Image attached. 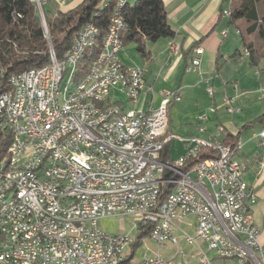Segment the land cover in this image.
<instances>
[{"label":"built area","instance_id":"obj_1","mask_svg":"<svg viewBox=\"0 0 264 264\" xmlns=\"http://www.w3.org/2000/svg\"><path fill=\"white\" fill-rule=\"evenodd\" d=\"M41 11L45 0H33ZM124 0L112 4V14L103 39L102 49L92 68L85 73L78 92H84L80 108L74 113H65V104L76 95H69L66 78L71 68V57L77 52V43L91 28L79 29L72 43L59 59L56 54L44 68L30 69L29 73L12 74L11 85L0 93V108L4 128L14 136V161H22L21 172L15 174L17 205L3 207L0 213V264H115L125 255L133 241L129 234L99 236L98 221L104 217H124L128 208L141 207V216L133 217V228L138 229L149 219H156V228L149 236L162 245L176 243V231L188 217L195 218L194 232L183 230V239L194 244L197 240L206 243L207 249L218 250L217 235H209V228L222 227L210 215V203L232 213L239 232L227 233L224 260L233 264H254L253 256H260L264 264V243L259 241L260 227L254 222L251 205L256 196L243 179L244 162L228 161L224 157L225 145L213 139L212 147L201 145V136H179L167 132L168 108L172 101L179 100L174 91L161 92L157 107L123 108L122 115L114 116L111 100L112 90L130 92V102L135 103L143 90L151 91L144 80V69L121 63L119 47L113 39V25L117 22V8ZM230 15V10H223ZM226 36V30L222 31ZM49 48H53L52 45ZM170 49L177 51L175 44ZM202 53L201 47L194 49ZM246 55L248 50H244ZM199 57L192 59L188 70H195ZM96 70H105L104 81L96 92L84 91V82L92 79ZM123 78H130V86H123ZM208 83V80H206ZM213 95L210 83L206 87ZM229 113L239 112L233 99L223 96ZM121 104V103H118ZM124 110H131V117H124ZM197 117L199 133L206 132V122L214 107ZM122 121L130 122V129H122ZM49 123L61 124V135L36 143V133ZM220 131H223L220 128ZM257 145L264 149V125L254 134ZM143 140L156 142V149H143ZM175 140L189 143L183 153L171 158L164 151ZM78 142L93 143V150H77ZM35 143L32 156H23L21 147ZM113 144H120V151H113ZM236 153L241 147L236 141ZM209 155L202 163H195V155L201 150ZM75 151H84L85 160L75 158ZM149 156H158L161 167H149L151 184L148 187H131V180L138 177V170L146 166ZM187 159H194V167H187ZM175 169H183L181 186L170 199L167 215L156 212L158 194L164 190V182ZM264 170V151L259 160L258 174ZM119 187V195H111V188ZM245 191L253 192L250 203H243ZM80 196H90L92 207H79ZM224 196L233 198V209H224ZM63 205H73V213H63ZM168 213H175V222H168ZM72 215L81 218L80 227L70 226V233L56 231L59 217ZM228 237H235V244H228ZM202 257L197 263H202ZM196 263V264H197ZM137 264H166L157 252Z\"/></svg>","mask_w":264,"mask_h":264},{"label":"crops","instance_id":"obj_2","mask_svg":"<svg viewBox=\"0 0 264 264\" xmlns=\"http://www.w3.org/2000/svg\"><path fill=\"white\" fill-rule=\"evenodd\" d=\"M82 1L45 0L44 7L52 13L65 12ZM163 4L174 35L147 42L148 58L140 55L133 42L124 44L118 53L122 64L144 69V80L151 86V91H141L137 101L132 103L127 98L122 102L117 91L112 90L111 100L121 103V108H125L124 103L127 102L133 105L130 108L147 109L159 105L162 91H174L181 97L172 101L168 108V122L176 118V130L180 132L173 134H196L201 136V141L211 138L205 137L207 134L220 139L225 135L236 136L234 142L240 141L241 147L237 153L235 149L232 157L245 164L243 179L256 196L251 211L254 222L261 229L259 241L264 243V170L258 174L264 149L257 145V137L254 136L264 125V119H259L264 113V58L257 66L250 64L249 56L243 51L240 33L230 24V15L223 12L230 10L232 0H163ZM224 30L226 36L222 35ZM172 43L177 46V51L170 49ZM196 47L202 48L201 54L194 52ZM194 57H199L200 64L197 69L188 70ZM206 80L213 88L211 96L206 92ZM224 95L233 99V104L240 108L239 112L231 114L226 110ZM210 106L214 107V111L206 122V132L199 133L197 117L208 111ZM169 123L167 132L172 130ZM175 143L181 146L177 156L190 145L173 140L169 145L170 155ZM194 223L195 218L190 216L178 228L193 234ZM180 230L176 231V243L167 241L158 245L148 234L145 235L140 242H144L145 247L137 258L134 254L138 246L132 247L133 239L126 248L122 264H137L157 252L166 264H196L202 253L206 254L210 264H233L209 251L202 240L187 243Z\"/></svg>","mask_w":264,"mask_h":264},{"label":"trees","instance_id":"obj_3","mask_svg":"<svg viewBox=\"0 0 264 264\" xmlns=\"http://www.w3.org/2000/svg\"><path fill=\"white\" fill-rule=\"evenodd\" d=\"M108 1L83 0L71 10L52 13L44 7V3L40 11L33 0H0V93L8 89L9 78L13 73L47 64L50 61L49 46L52 45L54 54L61 59L71 45L74 33L91 23L97 26L98 33L78 62L74 78L81 79L102 49L112 14L111 6H104ZM121 16L126 23L120 36L122 44L133 42L136 50L145 58L149 55L147 42L174 35L166 19L163 0H135L133 4L127 1L121 9ZM229 18L230 24L241 35L243 51L249 52L250 64L257 66L264 58V0H232ZM262 118L264 113L259 117ZM11 138L10 132L0 123V160L6 157ZM235 138L225 135L220 139L222 143L231 146L232 154L236 149V144H233ZM201 145L209 147L205 141H201ZM167 153L169 155V144L164 151L165 157ZM208 155L202 149L201 153L195 155V163L205 160ZM193 166L194 159H188L187 167ZM170 188V185H164L160 201L169 193ZM137 230L133 248L149 234L151 225L144 224Z\"/></svg>","mask_w":264,"mask_h":264},{"label":"bare ground","instance_id":"obj_4","mask_svg":"<svg viewBox=\"0 0 264 264\" xmlns=\"http://www.w3.org/2000/svg\"><path fill=\"white\" fill-rule=\"evenodd\" d=\"M127 3V0L119 3L117 8V22L113 25V39L116 41L119 50H121L123 44L120 39L121 33L126 28V23L121 16V9ZM112 4H117V0H109L104 4V6H111ZM88 27L91 29L83 35V38L77 43V52L71 57V68L69 71V76L66 78V88L67 93L73 96L65 104V113H74L80 108L81 99H84V92H78V87H81L82 80L85 76L75 80V73L77 70V65L79 60L82 58V55L86 47L91 46L95 40V37L98 33V28L94 24L88 23ZM86 29V24L81 28ZM50 47V46H49ZM50 60L55 58V54L52 48H49ZM95 59L88 66V70L92 68ZM40 68H44L40 67ZM35 69V68H31ZM30 69L22 71L21 73H29ZM77 76V75H76ZM11 78H9V87L11 85ZM105 70H96L93 73L92 79L90 81L84 82V91L96 92L99 84L104 81ZM123 86H130V78H123ZM8 87V88H9ZM128 100H130V92H122ZM113 113L114 116L122 115V108L118 104H113ZM0 116L2 117V112L0 108ZM124 117H131V112L124 111ZM4 128V123H2ZM122 129H130L129 121H122ZM11 134V143L7 149V157L0 160V213L2 212L3 207H8L10 205H17L16 197V184L12 183L15 180V174L21 172L22 161H14V136ZM56 135H61V124L58 123H49L45 127H41L40 133H36V143H43L45 139H51ZM207 146H213V139L208 138L205 140ZM218 145H225L224 148V157L228 161H236L232 157L231 146L221 142L220 138L217 137ZM143 149H156V142H150V140H143ZM33 150H35V143H28L26 146L21 147V154L23 156H32ZM77 150H93V143L78 142ZM113 151H120V144H113ZM198 154V153H197ZM196 154V155H197ZM75 158L78 160H85L84 151H75ZM191 159H189L190 161ZM188 161V159H187ZM204 160H199L196 163H202ZM146 166L138 170V177L134 180H131V187H148L151 184V177H146L150 175L149 167H161V160L158 156H149L146 159ZM194 167V166H193ZM183 180V169H175L174 175H170L164 185H170L169 193L165 195V198L160 201V193L158 194V202L156 205V212L160 215H167V207L169 205L170 199L175 195L177 186H181ZM168 187V186H167ZM111 195H119V187L111 188ZM253 199L252 191H245L243 196V203H250ZM79 207H92V200L90 196H80ZM224 209L232 210L233 209V198L231 196H224ZM210 215H213L216 223H222V227L209 228V235H217V244L218 250H215V253L218 257H222V251H226V240L227 233L229 232H239V224H235V217L232 213H225V223H223L222 208L218 206V203H210L209 205ZM63 213H73V205H63ZM128 215L131 216H141V207H131L128 208ZM72 222V227H80L81 218H73L72 215H64L59 217V222H56V231L60 233H70V226ZM168 222H175V213H168ZM147 224V223H145ZM149 224L151 225V230L149 236L153 232V228H156V219H149ZM144 225V224H143ZM99 236H106V232L102 229H99ZM228 244H235V237H228ZM126 254L119 257V261H116L115 264H122L125 260ZM254 264H262V258L260 256H253ZM197 264H210L208 257H202V263Z\"/></svg>","mask_w":264,"mask_h":264},{"label":"rangeland","instance_id":"obj_5","mask_svg":"<svg viewBox=\"0 0 264 264\" xmlns=\"http://www.w3.org/2000/svg\"><path fill=\"white\" fill-rule=\"evenodd\" d=\"M128 2L130 4H133L135 2V0H128ZM116 93L118 95V98L122 102L126 101V97L124 95H122L118 91ZM111 96H112V94H111ZM118 105H120V104H118ZM124 105L126 106L125 108H130V107L133 106L131 103H127V102H125ZM120 108H121V106H120ZM170 109H172V107ZM173 115H174V113H173ZM176 121H177L176 118H174L173 122L169 123V127H171V129H172L171 131H169L170 133H172V132L180 133L179 131L176 130V125H177ZM176 144L177 143H175V145H173L175 148L173 147L172 153H171L173 158L177 157L178 151L181 149V146L179 144L178 145H176ZM133 217H136V216L129 215V216H124L123 218L122 217H117V216L104 217V218L99 219L98 225L103 231H105V232H107L109 234H129V236L133 240L138 235V230L133 228ZM144 247H145L144 246V242L140 243L138 245V247H137V249L135 251V254H134L135 258L139 257L140 252L144 249Z\"/></svg>","mask_w":264,"mask_h":264}]
</instances>
